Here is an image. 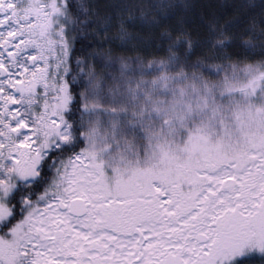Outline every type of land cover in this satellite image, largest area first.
Wrapping results in <instances>:
<instances>
[{"label": "snow or ice", "instance_id": "1", "mask_svg": "<svg viewBox=\"0 0 264 264\" xmlns=\"http://www.w3.org/2000/svg\"><path fill=\"white\" fill-rule=\"evenodd\" d=\"M0 264H264V0H0Z\"/></svg>", "mask_w": 264, "mask_h": 264}]
</instances>
